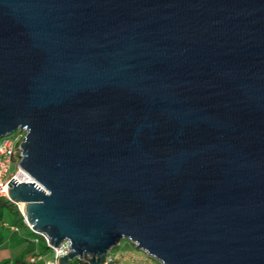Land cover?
<instances>
[{"label":"water","instance_id":"obj_1","mask_svg":"<svg viewBox=\"0 0 264 264\" xmlns=\"http://www.w3.org/2000/svg\"><path fill=\"white\" fill-rule=\"evenodd\" d=\"M9 182L59 258L264 264V0H0Z\"/></svg>","mask_w":264,"mask_h":264},{"label":"built area","instance_id":"obj_2","mask_svg":"<svg viewBox=\"0 0 264 264\" xmlns=\"http://www.w3.org/2000/svg\"><path fill=\"white\" fill-rule=\"evenodd\" d=\"M25 135L26 131L16 130L10 135L0 137V199H8V182L12 178H15L18 183H28L33 181V179L21 169L20 165H18L21 159V150L18 148V146L21 144V142L24 141L23 139L25 138ZM13 164L15 165V168L12 170L11 166ZM13 204L18 206L19 211L22 214L20 203L13 202ZM25 225L28 229L31 230L30 226H28L27 223H25ZM14 229L16 230L17 228ZM32 232L35 234V236L33 237V243L39 244L43 242L47 247H49L53 251L52 261L46 264H60L59 258H61L65 254H67V252L70 251L69 242L63 241L57 247H54L50 244L49 239L45 234L34 231ZM146 257L147 258L145 259H138L129 252L120 254L119 256H112L108 252L105 262L103 264H125L123 260H125L126 258H128L132 262V264H152L147 254ZM35 260V255H31L28 259V261L31 263L35 262Z\"/></svg>","mask_w":264,"mask_h":264},{"label":"rangeland","instance_id":"obj_3","mask_svg":"<svg viewBox=\"0 0 264 264\" xmlns=\"http://www.w3.org/2000/svg\"><path fill=\"white\" fill-rule=\"evenodd\" d=\"M14 168H15V165L13 164L11 166V169L13 170ZM20 208L23 211V206L21 203H20ZM19 221H20V216L14 214L13 212H11V210L9 211L6 208L3 209L2 217L0 219V232H1L0 238H2V241H1L2 250L3 251L9 250L15 255H18L20 254V252L23 251L24 253L22 254L28 262V259L31 253H28V251L26 250L29 247L30 248L32 247L33 250L35 252H38L41 256V258L36 261V264L50 263L53 259V251L50 248L44 249L41 244L37 245V244L32 243L31 241L26 242L25 240L23 241L20 240V239H23L24 237H26V239L28 240H31L33 239L32 236H34V234L32 232H29L27 227L21 226L19 224ZM12 225L18 227V232H12V229H11ZM30 244L31 246H29ZM127 252H133L134 257L136 258L137 256L142 259L147 258L145 251L136 250L134 244L126 238H122L119 241L118 245L110 248L109 250V254L112 256H119L120 254L127 253ZM35 257L38 258L39 255H35ZM150 261L152 264L153 263L160 264V262L154 258H151Z\"/></svg>","mask_w":264,"mask_h":264},{"label":"crops","instance_id":"obj_4","mask_svg":"<svg viewBox=\"0 0 264 264\" xmlns=\"http://www.w3.org/2000/svg\"><path fill=\"white\" fill-rule=\"evenodd\" d=\"M14 228H17L16 230L14 229ZM12 232H18V227L17 226H14V225H12ZM21 241H23V240H25L26 242H29V240L28 239H26V237H24L23 239H20ZM2 241V240H1ZM33 243V242H32ZM35 244V243H34ZM33 245V244H32ZM37 245H40V243L39 244H37ZM29 246H31V244L29 245ZM44 248V247H43ZM49 248V247H48ZM44 249H47V248H44ZM26 251H28V253H31V255H39V257L38 258H36V260H35V262H33V263H31V262H27L28 264H36V261L38 260V259H40L41 258V256H40V254L38 253V252H35L34 250H33V248L31 247H29ZM32 251H33V253H32ZM22 253H24L23 251L22 252H20V254H18V255H15V254H13L12 252H10L9 250H2V244H1V242H0V264H13V261L15 260V259H23V260H26L25 258H24V256H23V254ZM130 254H134L133 252H129ZM30 255V256H31ZM134 256V255H133ZM137 258H139L138 256H137ZM140 259H142V258H140ZM27 261V260H26ZM124 261V263L125 264H132V262L128 259V258H126L125 260H123ZM72 262H74V260H70V264H73ZM154 264V263H153Z\"/></svg>","mask_w":264,"mask_h":264},{"label":"trees","instance_id":"obj_5","mask_svg":"<svg viewBox=\"0 0 264 264\" xmlns=\"http://www.w3.org/2000/svg\"><path fill=\"white\" fill-rule=\"evenodd\" d=\"M7 209V210H11V212H13L14 214L20 216V221H19V224L21 226H24V227H27L24 223V220H23V216L21 214V212L19 211V209L17 208V206L15 204H13L12 202H10L8 199L6 198H1L0 199V219L2 217V211L3 209ZM19 225V226H20ZM29 232H32L30 229H28ZM33 233V232H32ZM34 234V233H33ZM35 236V234H34ZM32 236V237H34ZM0 237H1V232H0ZM2 238H0V242H1ZM31 242H33V239L29 240ZM44 248H48L43 242L40 243ZM33 253V251H32ZM73 264H85L84 262H81V263H78V261L74 260V262H72ZM13 264H28L26 260H23V259H15L13 261Z\"/></svg>","mask_w":264,"mask_h":264},{"label":"bare ground","instance_id":"obj_6","mask_svg":"<svg viewBox=\"0 0 264 264\" xmlns=\"http://www.w3.org/2000/svg\"><path fill=\"white\" fill-rule=\"evenodd\" d=\"M22 204V206L24 205L23 203H21Z\"/></svg>","mask_w":264,"mask_h":264}]
</instances>
